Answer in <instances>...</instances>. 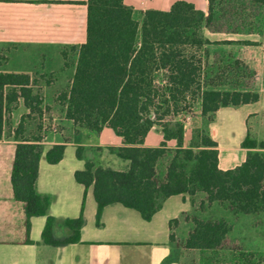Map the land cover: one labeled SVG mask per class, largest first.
I'll return each instance as SVG.
<instances>
[{"label": "trees", "instance_id": "obj_1", "mask_svg": "<svg viewBox=\"0 0 264 264\" xmlns=\"http://www.w3.org/2000/svg\"><path fill=\"white\" fill-rule=\"evenodd\" d=\"M225 1L208 0L205 15L192 3L179 0L165 11L144 10L137 21L133 8L123 0H87L86 40L78 48L70 86L57 100L75 128L99 134L107 127L123 144L117 154L129 162L127 171L95 168L87 162L84 171L74 174L78 183L93 185L98 215L103 207L119 203L150 220L166 199L181 194L202 195L209 204L226 205L234 215L264 211V141L247 133L241 143L248 150L246 160L223 171L218 168L217 144L208 132L220 108L259 99L248 85L253 72L240 59L222 61L214 56L217 47L255 43L212 41L205 35L217 32L215 25L224 17ZM29 86L27 74L0 73V140L4 116L18 98L30 113L41 117L42 100ZM194 105L203 125L195 132L192 147L184 148V118L192 114L187 109ZM181 113L184 117L177 118ZM155 127L163 141L158 148H146L144 139ZM169 140L176 142L172 151L166 149ZM63 153L62 145L53 146L45 160L57 164ZM41 154L42 147L26 139L15 147L11 186L14 199L24 204L27 230L29 219L47 215L49 206V198L36 190ZM76 157H81L80 148ZM162 160L166 162L163 179L158 171ZM53 222L48 216L41 236L44 244L78 242V219L65 221L72 234L61 239L53 237ZM230 231L223 219L198 220L185 248L222 249Z\"/></svg>", "mask_w": 264, "mask_h": 264}, {"label": "crops", "instance_id": "obj_2", "mask_svg": "<svg viewBox=\"0 0 264 264\" xmlns=\"http://www.w3.org/2000/svg\"><path fill=\"white\" fill-rule=\"evenodd\" d=\"M175 1L179 0H123L134 12L147 9L165 11ZM182 1L192 3L207 15L208 0ZM86 2L0 0V73L29 75V87L33 94H39L43 113L40 123H37L36 115L30 113L23 100L18 98L4 116L0 140V264H179L173 256L177 249L174 243L180 237L179 233H189L194 227L192 218H196V215L191 216V199L194 196L181 194L169 197L150 220L143 219L136 210L119 203L103 207L98 215L93 185L85 187L78 183L74 174L84 171L87 162L95 168L127 171L129 162L117 154L123 146L121 139L107 127L99 134L75 128L65 118L63 105L59 114L46 113V104L50 106L46 103L47 99L56 98L68 90L76 62L70 67L71 77L66 80V87L50 91L57 81V72L44 69L43 66L39 68V65L30 61L31 55L43 60L50 53L57 60L59 73L67 70L66 54L73 52L77 55L79 46L86 40ZM208 34L221 33L206 31L207 37ZM254 35V32L246 34L250 38ZM250 38L248 40L255 44L247 46H256L258 42L260 46L264 45V26L259 40ZM262 60L260 57L259 61L264 62ZM245 61L250 65L248 59ZM261 68H264V64ZM36 74L54 76V82L38 85L34 81ZM256 92L258 101L220 108L208 125L209 136L217 144L220 170L233 169L246 160L248 150L242 148L241 143L247 133L256 139L250 133L248 123L252 116L258 120L264 118V85L259 86ZM251 104L257 108L240 113L241 108ZM222 113L227 116V125L234 128V131L232 128L227 132L225 143L217 139L215 128ZM22 139L42 147L36 190L39 195L49 198L47 215L31 217L28 230L24 204L14 199L11 186L15 147ZM162 141V135L154 133L152 129L145 137L143 146L157 148ZM57 145L64 147L63 157L57 164H49L45 160V153ZM185 146L186 132L183 139ZM77 148H80V158L76 157ZM166 148H176V142L166 141ZM159 174L163 179L164 169ZM48 216L54 218L52 234L56 239L71 236L72 231L65 221L78 219V242L63 246L44 244L41 236Z\"/></svg>", "mask_w": 264, "mask_h": 264}, {"label": "rangeland", "instance_id": "obj_3", "mask_svg": "<svg viewBox=\"0 0 264 264\" xmlns=\"http://www.w3.org/2000/svg\"><path fill=\"white\" fill-rule=\"evenodd\" d=\"M224 17L218 22L216 31L221 34H208V37L212 41L223 39H241L240 41H249V36H246L249 32H254V36L250 39H260L259 34L262 32V24H264V3L254 4L247 0H227L222 4ZM140 11L134 12V19L140 21ZM252 23V26H250ZM232 31H236L233 33ZM230 34V35H228ZM237 34V35H236ZM51 56V57H50ZM215 58L226 61V59L238 58L252 73V80L248 82L249 88L256 91L261 85H264V68L261 65L264 62L259 61V58L264 59V45L260 46V42L256 46L247 45H232L226 47H217L215 49ZM77 55L75 53H67L65 56V62L67 64V70L59 73L57 67V60L52 57L50 53L46 54L45 59L41 60L40 57L31 55L33 64L43 66L44 69L54 70L57 72V81L52 86L51 90H63L67 85V79L71 77L70 67L76 62ZM249 60L250 65L245 61ZM264 61V60H262ZM54 76H41L34 77L36 84H51L53 83ZM251 79V78H250ZM62 93V92H61ZM59 95V94H58ZM57 95V97H58ZM57 97L47 99L46 113L56 115L61 111L62 105L58 102ZM257 106L254 104L244 106L241 108L240 113L246 111H252ZM53 111V112H52ZM187 112L192 113L185 119V132H186V146L184 148H191L194 142L193 136L198 129L201 128L203 120L200 118L199 109L196 105L187 109ZM183 113V112H182ZM180 114L177 118H183L184 115ZM43 114V113H42ZM226 115L220 114L219 120L215 125L216 136L220 142L225 143L226 134L233 128L231 125H227ZM42 118L36 115L37 123H40ZM170 117H167L169 119ZM35 121V122H36ZM203 125V124H202ZM250 133L256 137L257 141H264V118L258 120L254 116L250 117L248 123ZM154 133L160 134L159 127L153 129ZM234 131V128L232 129ZM161 145V144H160ZM160 145L158 147H160ZM157 147V148H158ZM169 151L175 148H166ZM166 162L162 160L158 165V171L164 169ZM191 216L196 215V218H192L193 225L198 220L223 219L231 226V231L228 235L227 242L222 249L205 251L197 249H186L185 240L188 233L183 231L179 233V238L175 241V252L173 256L179 264H264V211L256 214H232L226 205L218 203H207L202 195L196 194L191 199ZM195 203V204H193ZM182 229V228H181ZM193 227L191 228V230ZM180 231V228H179ZM184 233H186L184 235ZM183 236V237H181ZM172 239L175 240L174 236Z\"/></svg>", "mask_w": 264, "mask_h": 264}]
</instances>
